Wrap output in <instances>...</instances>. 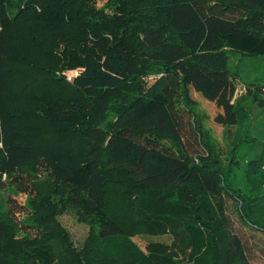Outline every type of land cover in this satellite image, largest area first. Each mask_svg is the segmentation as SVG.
Returning <instances> with one entry per match:
<instances>
[{
  "label": "trees",
  "instance_id": "trees-1",
  "mask_svg": "<svg viewBox=\"0 0 264 264\" xmlns=\"http://www.w3.org/2000/svg\"><path fill=\"white\" fill-rule=\"evenodd\" d=\"M98 2L0 0V187L28 214L0 218V264H252L225 197L264 232V142L234 186L242 135L222 160L190 92L227 129L264 108V85L236 95L229 55L264 54V0ZM68 211L90 227L81 247Z\"/></svg>",
  "mask_w": 264,
  "mask_h": 264
},
{
  "label": "rangeland",
  "instance_id": "rangeland-1",
  "mask_svg": "<svg viewBox=\"0 0 264 264\" xmlns=\"http://www.w3.org/2000/svg\"><path fill=\"white\" fill-rule=\"evenodd\" d=\"M106 0H99L98 5H102ZM230 70L238 74V87L236 95L247 90L251 84L264 85V54H243L239 51L230 50ZM67 79L71 80L75 75L74 71H64ZM153 77H150L152 80ZM191 96L194 99L195 112L201 117L204 129L207 131L208 140L215 147L218 155L225 162L230 159L229 150L232 144L240 134L242 140L236 151V158L242 162L241 169H234L233 184L242 186L247 190L245 183L246 166L251 157L259 153L264 142V108L259 107L251 100L246 101V107L249 111V117L239 125L226 128L224 125L214 120L215 115L222 111L215 102L205 98L200 92L191 90ZM239 136V137H238ZM185 140L192 150H200L199 141L191 127L185 128ZM27 195L23 192L14 193V189L9 184L0 187V218L9 216L15 222H20L28 217L24 212ZM228 213L232 219V226L244 240L252 264H264V232L254 229L242 222L235 210V201L230 196H226ZM62 224L69 230L73 241L78 247H81L88 234L90 227L87 223L81 222L75 211H68L59 216ZM35 234L32 230L20 231L17 237H31ZM133 239L145 250L150 249V241L158 240L170 242V234L165 235H136Z\"/></svg>",
  "mask_w": 264,
  "mask_h": 264
},
{
  "label": "built area",
  "instance_id": "built-area-1",
  "mask_svg": "<svg viewBox=\"0 0 264 264\" xmlns=\"http://www.w3.org/2000/svg\"><path fill=\"white\" fill-rule=\"evenodd\" d=\"M0 29H1V27H0ZM68 71H74L75 72V75H76L80 70L79 69H73V70H68Z\"/></svg>",
  "mask_w": 264,
  "mask_h": 264
}]
</instances>
